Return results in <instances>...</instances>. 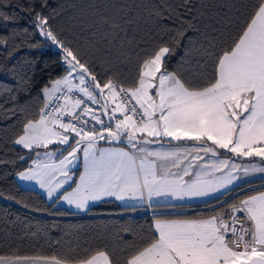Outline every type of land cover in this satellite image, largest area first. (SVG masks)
<instances>
[{"label":"snow or ice","instance_id":"6c2138e0","mask_svg":"<svg viewBox=\"0 0 264 264\" xmlns=\"http://www.w3.org/2000/svg\"><path fill=\"white\" fill-rule=\"evenodd\" d=\"M189 3L161 5L163 12L150 13L179 24L168 29L174 33L169 41L157 44L143 59L130 87L114 77L99 80L80 49L62 39L48 17L37 15L36 28L62 51L67 70L50 88L41 89L45 104L39 119L28 120L15 143L30 150L59 143L71 150L58 162L33 160L35 168L18 175L47 189L49 197L59 193L58 200L76 209L86 210L90 202L106 197L133 201V211L151 209V238L135 247L124 264H264V191L207 217L156 215L161 207H183L173 200L224 195L230 186L246 183V177L264 174V0L230 44L219 50L212 43L204 48L206 59L198 65L203 71L186 78L180 71H169L166 62L192 27L178 11ZM4 6L0 0V8ZM0 19L12 17L0 12ZM134 23L130 15L97 13L89 26L90 48L101 52L117 45L123 50L121 33L126 37ZM6 43L0 38V45ZM74 90L76 98L70 95ZM49 97L57 103L50 104ZM100 140L126 141L129 147L100 148ZM188 142V147L180 146ZM81 151L83 170L74 178L71 165ZM222 151L260 161L236 164L220 159ZM44 155L50 159L54 152ZM71 252L0 255V264H117L107 246L85 249L82 255Z\"/></svg>","mask_w":264,"mask_h":264},{"label":"trees","instance_id":"16d2710c","mask_svg":"<svg viewBox=\"0 0 264 264\" xmlns=\"http://www.w3.org/2000/svg\"><path fill=\"white\" fill-rule=\"evenodd\" d=\"M4 12L12 19H0V255L84 254V250L107 246L117 264L140 247L152 235L151 209L121 206L103 201L83 213L55 205L38 191L21 187L16 175L26 169L38 150H27L15 143L28 120H37L44 98L41 89L63 76L67 70L60 51L53 50L36 28L37 15L48 17L51 28L62 33L70 46L79 48L90 61L101 81L116 78L123 86H132L139 65L153 48L174 35L169 28L179 21L150 15L163 12L159 6L176 7L182 0H3ZM259 0H190L179 8L182 19L190 23L184 39L167 59L169 71H180L186 78L203 71V50L210 43L216 50L230 44L254 12ZM130 10V13H129ZM109 16L130 15L135 21L127 36L121 33L124 48L113 45L110 51L96 52L89 46V26L97 13ZM166 15V13H165ZM127 41H131L128 43ZM211 73V66H207ZM69 147L64 146L61 152ZM23 157V159H20ZM264 188L256 180L230 189L204 202L184 204L175 212L162 207L156 215L205 216L235 203ZM27 205V207H25Z\"/></svg>","mask_w":264,"mask_h":264},{"label":"crops","instance_id":"0c3cea01","mask_svg":"<svg viewBox=\"0 0 264 264\" xmlns=\"http://www.w3.org/2000/svg\"><path fill=\"white\" fill-rule=\"evenodd\" d=\"M65 74H66V72H65ZM74 83H78V80H74ZM48 87L49 88L51 87V83L48 85ZM43 98H44V104H45V96H44V94H43ZM52 98L53 97H49V102L52 100ZM44 104H43V106H44ZM106 117L107 116L103 117V119L105 120ZM38 119H39V117H38ZM57 130H59V129H57ZM77 139H79V137H77ZM116 142L117 141L100 140V141L97 142V146L100 147V148H128L129 147L127 145V142L126 141L123 142V143L121 142V144H117ZM176 143L177 142L173 141L172 142V145L175 146ZM191 143L192 142L181 143L180 146L181 147H188ZM19 146L21 148H23L22 145H19ZM64 146L65 145H60L59 143H56V144H53V145H49L47 149L42 148V147L41 148H37L38 150H36L32 154L33 160H38L41 163L58 162L63 156H67L68 151L71 150L70 148H68V150L66 152H55V149L56 148H59V149L62 150V148ZM80 147L83 148V145H81ZM149 147L167 148L168 145H160V146H157V145H149ZM23 149H25V148H23ZM27 150H30V149H27ZM45 152H54V155L49 159L48 157H46L44 155ZM37 153H39V155H37ZM77 155H78V159L76 161H74L73 164L71 165V171L74 173V178H78L79 172L83 170V166H84V164H83V153H82V151L81 152H78ZM220 159H233V160H235V163L236 164H243L245 166H248V165H251V164H258L259 161H260V158H258V157H256V158H249V157L236 158V157L232 156V154L226 153V151H222V154L220 156ZM216 175H220V173H216ZM263 177H264V174L256 173V174L250 175L249 177H246L245 179L248 182V181L256 180L258 178H263ZM16 180H17V183L21 187L30 188V189H34V190L38 191L47 201H54L56 206L64 207V208L70 209V210H72L74 212H77V213H83L85 211V210L76 209L75 206L68 205L66 202L61 201V200H58L57 199V195H59V193H56L52 197H49L47 195V189L41 188L38 185V183L35 182V181L23 180V179H21L19 177L18 174L16 175ZM238 183L240 185L241 183H244V182H238ZM72 186L74 187L75 185H72ZM230 189H232L231 186H230ZM68 190H70V189H68ZM221 191H223V190H221ZM260 191H264V188L259 189V190L255 191V192H253V193H251L249 195L257 194ZM219 195H221V194L220 193H214V194H212L211 196H208V197H199V198H190V199L189 198H186L184 201H176V200H173V203H175L177 205H180V204H183L184 205V204L204 202L206 200L212 199V198L217 197ZM249 195H247V196H249ZM247 196H245L244 198H246ZM244 198H242V199H244ZM103 201H113V202H115V203H117V204H119L121 206H124V207H131V205L134 203L133 201H118L115 198L106 197V198H104V199H102L100 201L90 202L89 203V207L92 206V205H95L97 203L103 202ZM226 207L227 206L222 207V208H219V209L215 210L214 212H212L210 214H207V215H205L203 217L215 215L218 212L222 211ZM162 208L163 209H166L169 212H175V210H176V208H168V207H162Z\"/></svg>","mask_w":264,"mask_h":264},{"label":"built area","instance_id":"2783aa9c","mask_svg":"<svg viewBox=\"0 0 264 264\" xmlns=\"http://www.w3.org/2000/svg\"><path fill=\"white\" fill-rule=\"evenodd\" d=\"M57 95H59V93H58ZM70 95H72L73 98H76L77 93H76L75 90H74V92L71 93ZM49 103H50V104H55V103H57V101L55 100V97H53L52 100H51ZM58 103H63V100H60ZM48 110H50V109H48ZM63 119L65 120V122H67V118H66V117H64ZM73 122L75 123V121H73ZM108 122H109V121H108V117H106V119H105V123L107 124ZM98 127H99V126H97V128H98ZM89 128H91V124H89ZM116 143H117V144H121L120 141H117ZM32 161H33V160H32ZM32 161H30V163L27 164L26 169H28L29 167H33V168L35 167V165H33Z\"/></svg>","mask_w":264,"mask_h":264},{"label":"rangeland","instance_id":"374dc122","mask_svg":"<svg viewBox=\"0 0 264 264\" xmlns=\"http://www.w3.org/2000/svg\"><path fill=\"white\" fill-rule=\"evenodd\" d=\"M36 23H37V19H36ZM40 32V31H39ZM41 34V33H40ZM41 36L43 37V39L46 41V43L50 46V48L51 49H53V50H57V51H60V53L62 54V51L60 50V49H58L56 46H54L52 43H51V41L50 40H48V39H46L42 34H41ZM63 55V54H62ZM62 61H63V59H62ZM64 62V61H63ZM64 64H65V66L67 67V65H66V63L64 62ZM26 170V169H25ZM25 170H23V171H25ZM23 171H21V172H23ZM20 177V176H19ZM256 180H264V177L263 178H258V179H256ZM256 180H252V181H256ZM252 181H248V182H252ZM248 182H246V183H248ZM241 184H244V183H241ZM240 184V185H241Z\"/></svg>","mask_w":264,"mask_h":264}]
</instances>
